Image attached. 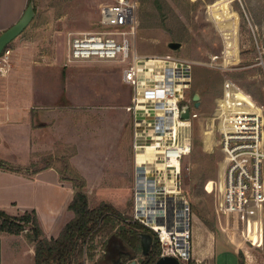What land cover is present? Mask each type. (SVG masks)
I'll return each mask as SVG.
<instances>
[{
  "label": "rangeland",
  "instance_id": "1",
  "mask_svg": "<svg viewBox=\"0 0 264 264\" xmlns=\"http://www.w3.org/2000/svg\"><path fill=\"white\" fill-rule=\"evenodd\" d=\"M110 1L31 0L35 16L9 45L14 67L0 78V112L21 108L31 124L15 127L14 120L0 116L5 122L0 123V162L30 168L53 157L62 167L58 159L65 158L72 173L86 181L83 190L91 209L107 202L132 219L136 127L127 107L133 91L122 81V64L69 59L70 39L99 30L101 7ZM167 1L152 23L146 15L152 9L139 0L135 49L143 57L184 59L193 65L189 92L192 100L199 94L202 117L192 125V151L182 162V188L192 217L193 255L187 264H239L240 259L264 264V202L226 207V156L216 145L212 120L203 121L222 109H234L223 115L230 122L252 121L250 112L264 117V0ZM165 14L167 22L158 26ZM172 42L181 47L171 49ZM108 246L106 264L118 250H128L119 238ZM104 253L100 244L95 260Z\"/></svg>",
  "mask_w": 264,
  "mask_h": 264
},
{
  "label": "built area",
  "instance_id": "2",
  "mask_svg": "<svg viewBox=\"0 0 264 264\" xmlns=\"http://www.w3.org/2000/svg\"><path fill=\"white\" fill-rule=\"evenodd\" d=\"M139 8V0L105 3L100 11V29L70 39L69 59L122 64V81L133 91L127 111L135 121L136 157L147 147L154 148L152 163L136 162V201L129 221H139L154 231L162 246L161 257H174L187 264L193 255L192 217L182 188V162L192 151L190 130L202 113L194 107L189 92L193 72L190 62L143 57L136 52ZM13 67V51L8 46L0 55V78L7 77ZM185 105L191 109L189 120L182 118ZM227 110L234 109H222L219 116L203 121L206 125L207 120H212L216 145L226 156L225 205L237 210L246 202H264V117L250 112L252 121L247 118L230 122L226 116L223 118Z\"/></svg>",
  "mask_w": 264,
  "mask_h": 264
},
{
  "label": "trees",
  "instance_id": "3",
  "mask_svg": "<svg viewBox=\"0 0 264 264\" xmlns=\"http://www.w3.org/2000/svg\"><path fill=\"white\" fill-rule=\"evenodd\" d=\"M141 2L143 6L147 5V8L149 6L152 9L153 12L146 14L152 23L157 20L158 11L161 12L163 5H169L167 0H141ZM167 20V15H163L158 26L161 24L164 26ZM53 160V157H49L42 166L35 163L30 168L12 167L0 162V168L30 175L55 168L61 180L71 182L74 187L73 200L68 206L69 211L74 213V217L66 224L58 238L49 239L44 234L35 210L21 215H10L0 210V233L20 235L27 231L26 236L29 242L35 246V264H87L88 261L92 264H106L103 258L108 253V245L112 238H119L126 245L128 250H119L124 253L122 262L126 264L140 252L141 235L148 233L154 236L156 244L143 264H156L161 257L162 246L154 231L139 221L135 223L129 221L130 218L124 217L123 213L110 203L104 202L91 209L88 195L83 190L86 181L72 173L69 160L58 159L61 160L62 167L55 165ZM119 222L123 223L121 227L118 226ZM99 236L106 237L107 240L96 243L95 240ZM100 244L105 253L96 261V250ZM239 264L246 263L240 259Z\"/></svg>",
  "mask_w": 264,
  "mask_h": 264
},
{
  "label": "crops",
  "instance_id": "4",
  "mask_svg": "<svg viewBox=\"0 0 264 264\" xmlns=\"http://www.w3.org/2000/svg\"><path fill=\"white\" fill-rule=\"evenodd\" d=\"M29 3L30 0H0V34L19 21ZM11 107L8 106V111L0 112V116L7 121L14 120L15 127H24V122L27 125L30 115L27 116L28 113L21 108H16L15 112V108ZM4 120L1 119V122L5 123ZM1 137L0 135V139ZM74 193L72 183L61 180L55 168L34 175L0 168V210L10 215H21L35 210L44 234L49 239L58 238L66 224L74 217L73 212L68 210ZM228 214L230 215L227 216L235 217L233 212ZM240 248L245 250L244 245ZM26 260L28 264H35V246L29 242L26 234L2 233L0 264H25Z\"/></svg>",
  "mask_w": 264,
  "mask_h": 264
},
{
  "label": "water",
  "instance_id": "5",
  "mask_svg": "<svg viewBox=\"0 0 264 264\" xmlns=\"http://www.w3.org/2000/svg\"><path fill=\"white\" fill-rule=\"evenodd\" d=\"M35 16V8L33 3H29L26 11L22 15V17L19 19V21L4 31L3 33L0 34V55L3 53V51L16 39L18 38L25 30L26 28L30 25L31 21L33 20ZM169 47L173 50H177L181 47L180 43L172 42L169 44ZM194 101V107L196 109H199L201 106L200 102V96L199 94H195L193 97ZM190 106L185 105L182 110V118L185 120H189L190 118ZM142 239V245L144 249V253H147L149 250V239L150 236L148 234H142L141 235ZM121 256V253L118 254ZM124 264L122 260L117 259L116 261L114 260L111 264ZM126 264H138L137 260L132 258L129 260ZM156 264H182L179 260H177L174 257H160Z\"/></svg>",
  "mask_w": 264,
  "mask_h": 264
},
{
  "label": "flooded vegetation",
  "instance_id": "6",
  "mask_svg": "<svg viewBox=\"0 0 264 264\" xmlns=\"http://www.w3.org/2000/svg\"><path fill=\"white\" fill-rule=\"evenodd\" d=\"M145 234H148V233H145ZM149 236H150V239H149V250H148V252L147 253H144V249H143V245H142V239H141V242H140V244H141V250H140V252H138V254H137V256L134 258V259H136L137 260V262H138V264H143V262L145 261V259L147 258V256H148V254L151 252V250L153 249V247H154V245L156 244V239L154 238V236L152 235V234H148ZM121 253V256H119L118 254H120ZM123 255H124V253L123 252H120L119 250L117 251V256L114 258V259H112L113 261L115 260H117V258L118 259H120V260H122L123 261ZM139 255H140V258H139ZM104 257H106V256H104ZM119 264V263H118Z\"/></svg>",
  "mask_w": 264,
  "mask_h": 264
},
{
  "label": "bare ground",
  "instance_id": "7",
  "mask_svg": "<svg viewBox=\"0 0 264 264\" xmlns=\"http://www.w3.org/2000/svg\"><path fill=\"white\" fill-rule=\"evenodd\" d=\"M184 129H185V127L181 128V130H184ZM213 130H214V126H213ZM208 131H209V129L206 128V132H208ZM153 153H154V148L153 147H147V151L145 153H139L137 155L136 162L137 163H145V162H147L149 164L152 163L153 162Z\"/></svg>",
  "mask_w": 264,
  "mask_h": 264
}]
</instances>
